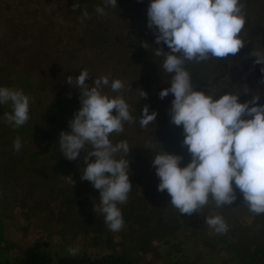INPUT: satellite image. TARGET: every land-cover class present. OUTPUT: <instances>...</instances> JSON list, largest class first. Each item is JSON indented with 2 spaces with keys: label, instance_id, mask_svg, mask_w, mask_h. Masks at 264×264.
I'll return each mask as SVG.
<instances>
[{
  "label": "trees",
  "instance_id": "1",
  "mask_svg": "<svg viewBox=\"0 0 264 264\" xmlns=\"http://www.w3.org/2000/svg\"><path fill=\"white\" fill-rule=\"evenodd\" d=\"M38 1H42L41 10L37 9V4H34V10L29 15L25 12H18L24 8L18 0H3L1 5L4 4L7 10L4 13L16 20L21 19L23 22H27L29 16L37 18L40 15V19L44 18L47 21L58 19L59 24L62 15L57 16L56 12L60 11V2ZM48 1L52 3L47 5ZM68 2L67 6L72 9V13L77 19L86 21L97 17L98 21L92 25L93 28L88 26L87 32L75 31L73 25L61 26L64 30H70L69 33L64 36H54L55 44L58 41L61 44V47L53 46L54 51L57 52L56 56L58 59L63 58L66 62V65L61 68L62 71L59 68V75L56 77V83L62 90V94L57 85L51 86V92L45 85L46 83L40 82L39 87L35 86L30 81L29 73H20L21 79L13 82L12 73L15 70L13 65L4 67L0 73V83L5 76L9 80V84L13 83L11 86L14 89L25 92L27 88L32 87L34 90H43V94H48L49 97L55 92L58 95L56 101L47 100V104H42L43 102L38 100V106L42 107L41 113L52 120V126H45L44 122H38V118L33 121L31 118L33 114L30 113L29 120L23 126L14 128L7 123L5 118V113L13 112L11 102L3 105V109L0 111V264H151L150 261H147V256L151 254L154 257L162 258V247L168 251L167 259L162 260L165 264H200L199 257L192 261L196 257L195 250L193 249L194 251L190 253L191 247L186 243L187 238L194 235L198 229L205 227L207 216H210L212 209L217 206L210 195L208 204L197 213L180 214L179 210L171 205L172 198L167 190L164 192L158 190L161 181L152 163L157 152L166 151L174 155L181 151L188 152L187 146L183 144L185 138L183 125L177 126L171 122L172 103L168 104L167 113L159 111L156 117L158 123L153 122L147 128H142L140 119L145 106V98L134 100V85H131L130 81L125 80L124 88L115 94L107 90L108 86L102 90L103 94L110 98L123 96L126 103L130 105V114L135 121L124 122V131L122 133L114 132L109 137L113 144L127 140L130 146L126 159L129 160V179L133 186L128 194L127 203L118 205L125 220V225L119 232L110 231L104 222V216L94 211L95 205L99 204L100 190L95 189L91 182L81 180L82 170L87 167L84 160L87 152L82 151L76 160H68L60 151V133L71 131L69 121L74 119V114L82 107V93L79 88L67 82V77H73V83H75V78L82 71L80 60L83 49L87 45L94 44V39L102 40L100 35L92 36V32L100 26L101 19L107 17V15L101 17L95 12L97 5L104 6L103 0H68ZM77 3L80 7L74 8L73 5ZM150 3L151 0H130V2L129 0H117L118 7L110 8V12L136 11L138 21L144 26L139 37L141 44L139 47L137 46L134 53L135 62L139 63L140 60H143L142 62L147 65L148 61H151L153 62H150L151 64L162 66L165 57L156 56L155 50L163 48L165 52H168L170 49L163 42L157 44L156 35L158 33L148 27L147 10ZM241 3L245 5V25L239 36L245 41V46L240 52L227 58L211 57L200 62L186 61L184 67L189 71L192 84L197 91L202 90L206 95H212L214 99H219L228 93L238 94L240 103H246L257 95L260 97L257 103L264 105V71H262L264 65L255 63L256 58L251 55L254 49H264V0H241ZM85 10L89 14L88 17H83ZM29 33L33 37L39 38L37 30L33 29ZM5 34L7 35L5 28H1V52L6 49L3 41H9L8 38L3 37ZM107 42L104 39L102 44L107 46ZM145 44L148 47H145ZM120 57L123 58L122 54ZM107 62L108 59L102 66V73H105V76L109 75L105 68L109 66ZM123 66L126 67L125 64ZM173 75L171 74V76ZM61 78L62 80H60ZM114 78L110 80L109 84L117 79ZM46 79L50 83L51 81L55 82L51 76H47ZM141 81L146 82L144 79ZM93 85L94 80H90V86ZM46 90L49 93H45ZM62 98L70 100L72 104L76 103L78 108L75 107L66 112L60 103ZM148 100H151V97ZM252 106L254 105H249V107ZM113 114L115 115V110ZM242 118L250 119L251 117L244 116ZM159 121L163 125H159ZM166 124L167 126H165ZM7 125L15 133L13 135L15 140L17 137L21 138L22 147L18 152L13 147L14 142L9 145L8 141L1 138L3 136L2 128ZM152 128L153 131H150ZM87 150H91V146H88ZM124 155L122 152L117 153L116 158L120 159ZM25 158L30 161L27 163ZM191 159L189 152L184 154L180 167H186ZM92 160H95V157H92ZM23 173L27 174L31 184L26 186L22 183ZM63 176H71L75 184L66 183ZM142 188L143 192L141 193ZM233 188H236L234 181ZM20 193L21 196H19ZM236 194L237 199L232 205H228L220 215H224L226 218L234 217L233 221L230 219L227 221L231 223L228 232L237 240L234 243L225 240L224 237L223 242L226 244L224 250L213 247L214 254L210 261L204 264H235L234 261H237V264H264V245H262L264 242L260 244L254 242L252 239L253 226H245L244 221L239 223V216L233 213V210L240 208L248 210L247 213L258 223L261 222L264 214L251 212L249 206L243 201L244 197L239 195L241 193L238 189H236ZM157 198L164 199L162 202H165L159 204L156 202ZM167 211L170 214L165 217ZM39 214L44 215V227L48 226L46 229L49 233H47L46 240L38 238L31 246L22 249L12 239L6 237L4 227L8 221H16L17 217L21 215L29 222L33 215ZM152 223L155 224L154 228ZM29 227L28 223L26 227H20V229L27 231ZM116 234H120L118 242L113 240ZM261 238L264 240V235ZM79 239L87 244L88 248L72 254L69 250L74 248L67 247V243ZM245 240H249L252 245L241 247L240 245ZM238 242L239 248L236 252L235 246ZM95 248H100L104 252L96 253L97 250L92 252ZM171 250L176 251L175 260L173 259L175 254L173 255ZM15 251L22 253L19 254ZM228 252L232 254L229 258L226 257ZM235 253L238 255L235 256Z\"/></svg>",
  "mask_w": 264,
  "mask_h": 264
},
{
  "label": "clouds",
  "instance_id": "2",
  "mask_svg": "<svg viewBox=\"0 0 264 264\" xmlns=\"http://www.w3.org/2000/svg\"><path fill=\"white\" fill-rule=\"evenodd\" d=\"M103 3V7L95 8L101 17L107 15L106 8L118 7L117 0ZM244 8L241 0H151L147 10L148 27L158 33L156 43L163 42L170 49L168 52L156 49L155 55L165 57L163 70L174 74L171 87L159 95L163 99L174 94L171 122L183 125V144L192 157L183 168L180 167L183 157L166 151L157 152L152 161L161 181L158 190H167L171 205L180 214L197 213L208 204L210 195L217 207L232 205L237 199L236 189L251 212L264 213V105L257 103L260 97L256 95L246 103L238 102L239 95L232 93L214 99L194 89L191 75L184 67L186 61L227 58L239 53L245 46L239 36L245 25ZM88 15L85 10L83 17ZM251 55L256 58L255 63L264 65V49H254ZM89 77L88 70L81 71L75 83L73 77H67L69 84L80 89L82 107L69 121L71 131L60 133L59 148L68 160H76L82 151L87 152L84 157L87 167L82 170L81 180L100 190L94 211L104 216L110 231L119 232L125 220L118 205L127 203L133 186L126 159L130 146L127 140L113 144L109 137L114 132L122 133L124 122L135 121L123 96L110 98L103 94V88L110 83L109 76L95 78L93 86L85 82ZM123 88L121 80L111 82L113 92ZM140 96L146 97L147 92L142 90ZM30 99L23 90L0 87V104L11 102L13 108L11 114L5 113L7 123L19 128L29 120ZM157 115L156 111L149 114V106L145 105L141 127L147 128ZM244 116L251 118L243 119ZM88 146L91 150H87ZM13 147L20 151V137ZM121 152L125 155L117 159L116 154ZM63 178L66 183L75 184L71 176ZM206 223L218 234L229 230L220 215L209 216Z\"/></svg>",
  "mask_w": 264,
  "mask_h": 264
},
{
  "label": "rangeland",
  "instance_id": "3",
  "mask_svg": "<svg viewBox=\"0 0 264 264\" xmlns=\"http://www.w3.org/2000/svg\"><path fill=\"white\" fill-rule=\"evenodd\" d=\"M3 0H0V29L5 28V32H7V35L5 34L3 37H6L9 39V41H3V44H5L6 49L1 52L2 49H0V73L2 69L6 66L13 65L14 66V72L12 73V81L14 80H20L21 75L20 73H29L30 75V81L37 87L40 86V82L45 84L48 87V90L51 92L50 88L51 86L57 85V88L59 87L58 83H56V77L59 75L58 70L62 71V67L66 65V62L63 58H59L56 56L57 52L54 51L53 46L58 45L61 47L60 41L55 44L56 40H54V36H64L66 33H69V31L64 30L61 26H70L73 25V30L78 32H87L88 26L93 28L92 25H94L98 18L95 17L93 19H87L86 21H81L80 19H77V17L72 13V9H70L67 4L69 3L68 0H53V2H60V11H57V16H61L59 25L58 19L53 21L52 19L46 20L44 18L40 19V15L37 18H33L29 16V19L27 22H23L21 19L16 20L14 17H8L4 11L7 12V10L4 7V4L1 5ZM23 4V9H21L18 12H25L29 15L30 12H32L34 9V4H37V9H40V4L38 0H18ZM38 1V2H37ZM130 2V0H129ZM14 3V2H13ZM47 5H50L52 2L48 1L46 2ZM125 10V9H124ZM38 12V10H37ZM107 17L104 19H101L100 26H98L95 30L92 32V36H101L102 40H93L94 44L87 45L86 48L83 49L82 52V59L81 61V68L83 70H88L90 73L89 79L86 80L87 84L90 85V80H95V78H100L105 76V73H102L103 70V63L105 60L108 59L107 64H109L108 67H105L109 72V79L112 78H119V80L122 81V83H125V80L127 82L130 81L131 85L133 84V93L134 100H139L141 98L140 92L144 90L147 92L145 98V105L149 106V114H151L153 111H156L159 114V111L168 112L167 106L168 104L172 103L174 100V94L170 93L167 97L161 99L159 93L165 89L171 87V81L172 76L171 74L165 72L162 66H159L157 64H151L153 62L148 61L149 63L147 65L142 62L143 60H140L139 63L135 62V51L137 49V46L141 44L139 42V37L141 36L142 27L144 24L138 21V14L136 11H121L116 12L112 11L110 12V7L106 8ZM7 18V19H6ZM110 19V21H108ZM87 22V23H85ZM257 22V21H255ZM145 23V22H144ZM48 25L47 27H45ZM4 26V27H2ZM33 29L37 30L39 33V38H35L32 36L31 31ZM67 31V32H66ZM104 32V34H102ZM30 34V37H29ZM51 40H50V37ZM56 36V37H57ZM29 38V40H28ZM58 39V38H57ZM107 40L108 44L107 46H104L102 44L103 40ZM37 41V42H36ZM1 45V40H0ZM40 48H39V47ZM1 48V47H0ZM58 49V47H57ZM56 49V50H57ZM122 54L123 58H119V56ZM151 62V63H150ZM126 65L124 67L123 65ZM21 66V67H20ZM111 66V68H110ZM21 69V70H20ZM47 76H51L52 80L51 83L46 79ZM114 78V79H115ZM145 80L146 82L143 83L141 80ZM62 80V78L60 79ZM8 79L3 77L0 83V87H8L12 88L11 85L13 83L9 84ZM133 82V83H132ZM136 82L140 83L141 85H138ZM15 86V84H14ZM59 89V92L62 94V90ZM142 89V90H141ZM46 90L45 93H49V91ZM107 90L109 92H112V94H115L116 92H113L111 90V84L108 85ZM43 90H34L32 87L27 88L25 90V94L30 96V108H29V114L32 113V120L35 121L38 118V122H44L45 126L50 125L52 126V120L47 117L46 115H43L41 113V108L38 106V100L42 101V104H47L49 100L56 101L58 98V95L55 93H52V95L49 97L48 94H43ZM151 97V100H148V98ZM48 100V101H47ZM62 108L65 109L67 112L69 109H74L75 107L78 108L77 104H72L70 100L63 99L60 102ZM0 104V111L3 109V105ZM41 104V106H43ZM131 111V110H130ZM162 114V113H161ZM160 114V115H161ZM60 115V114H59ZM158 123L155 121V124ZM167 123V122H166ZM169 123V122H168ZM159 125H163L159 121ZM167 126V124L165 125ZM154 128V127H153ZM153 128L150 129V131H153ZM166 130V129H164ZM2 134L3 136L1 138L5 139V141H8V144L11 145L14 142V136L15 133L12 132L11 128L7 125L2 128ZM111 142H113L110 139ZM184 154H188V152L181 151L177 155L182 156ZM183 160V159H182ZM25 161L28 163L30 160L28 158H25ZM182 163V161H181ZM132 164V162H131ZM21 181L26 186L31 184L29 178L27 177V174H22ZM19 189V188H18ZM140 191L143 192V188ZM20 191V189H19ZM241 197H243L242 194H239ZM21 196V193L20 195ZM169 197V196H167ZM211 198V197H210ZM164 199L160 200V198L156 199V202H159V204H162ZM213 200V199H212ZM161 201V203H160ZM215 202V201H214ZM227 206H221L216 207L215 209H212L210 216L220 215L223 213ZM163 209V208H162ZM164 210V209H163ZM248 210L241 209H234L233 213L237 214L239 216V223L244 221L245 226L252 225L254 232L252 233V239L255 243L260 244L264 242V240L261 238L262 235H264V217L262 218L261 222L258 223L255 221L253 217L250 216V214L247 213ZM247 213V214H246ZM170 214L169 211L165 213V217ZM232 214V213H230ZM264 213H262L263 215ZM43 214L39 215H33L32 219L28 222L24 216L17 217L18 219L16 221L10 220L7 222V224L4 227V233L6 237L12 239L14 243H16L19 247L22 249L27 248L33 244L35 240L38 238H42L43 240H46L48 238L47 233L49 231L46 229L48 226L44 227L45 219L43 218ZM224 218L228 226H230L229 219L233 221L234 217H225L224 215H220ZM209 217V216H207ZM30 224V227L27 229V231L20 229V227H26L27 224ZM251 226V227H252ZM152 227H155V224L152 223ZM236 232V231H235ZM190 234V233H188ZM224 237L225 240L235 241L237 238H235L230 232L218 234L215 232L213 228H211L208 224L205 225L202 229H198L197 232L187 238V245L191 247L190 253H192L195 250L196 257L192 259L194 261L197 257L200 258L201 263L204 264L210 261L211 256L214 254V249L216 247H219L221 250H224L223 248L226 246V244L223 242ZM120 239V234H116L113 237V240L115 242H118ZM247 245L250 247L252 243L249 240L243 241V243L240 245L241 247ZM250 245V246H249ZM264 245V244H262ZM67 247H72L76 250V252L87 250L88 246L87 244H84V242L81 241V239L72 241L71 243H67ZM213 247H215L213 249ZM14 248V247H13ZM239 248V242L235 246V251ZM15 249V248H14ZM194 249V250H193ZM97 250V251H96ZM96 253L99 251H103L100 248L93 250L92 252ZM19 254L22 253L21 251H15ZM163 256L162 258L154 257L153 255L149 254L147 256V261H150L151 264H165L163 262V259H167V249L162 247ZM175 250H171V253L174 255ZM237 252V251H236ZM225 254V252H224ZM226 257H231L232 254L227 253ZM177 254L173 256V259L175 260V257ZM193 255V254H192ZM235 256L238 255V253L234 254ZM183 258V257H182ZM181 258V260H182ZM198 259V258H197ZM235 264H237V261H234Z\"/></svg>",
  "mask_w": 264,
  "mask_h": 264
}]
</instances>
